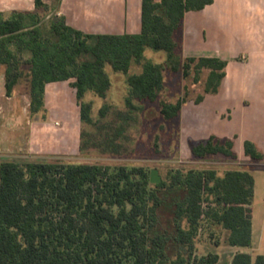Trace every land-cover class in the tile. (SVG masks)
<instances>
[{"label": "trees", "instance_id": "1", "mask_svg": "<svg viewBox=\"0 0 264 264\" xmlns=\"http://www.w3.org/2000/svg\"><path fill=\"white\" fill-rule=\"evenodd\" d=\"M213 2L143 0L142 30L134 35L77 30L64 17L49 13L43 0H35V12H13L9 17L0 13V64L6 66L7 94L26 78L36 115L45 112L47 84L76 79L81 120L91 124V106L83 99L89 90L105 97L111 87L105 66L128 75L132 61H142L150 47L166 51L171 70L181 71L186 80L194 75L197 83L202 72H208L204 93L195 100L199 103L219 91L227 61L183 58L175 35L186 12ZM127 83L128 109L137 108L134 100L155 102L164 89L163 66L145 61L142 72L130 75ZM187 102L165 103L161 114L166 120L179 118ZM190 150L196 159L222 155L237 160L234 139L190 141ZM245 154L253 162L264 160V153L250 141L245 142ZM152 184L148 171L126 165L3 160L0 264H217L216 253L193 254L205 222L228 231L226 244L251 246L255 179L249 170L220 174L215 169H189L171 174L169 183ZM173 190L183 195L170 202L160 197L161 191ZM166 203L173 208L172 227L161 225L160 209ZM231 264H264V255L238 253Z\"/></svg>", "mask_w": 264, "mask_h": 264}, {"label": "crops", "instance_id": "2", "mask_svg": "<svg viewBox=\"0 0 264 264\" xmlns=\"http://www.w3.org/2000/svg\"><path fill=\"white\" fill-rule=\"evenodd\" d=\"M43 2L49 13L88 34L134 35L142 30L143 0H61L56 10V0ZM35 11V0H0V13L5 17ZM178 40L183 58L227 61L219 91L206 94L199 103L189 100L182 107L179 118L189 150L190 141L211 136L234 139L237 161L253 162L245 154L246 141L264 153V0H214L203 10L188 11ZM29 92L25 78L9 96L6 66L0 64V164L5 159L79 155L83 123L73 81L46 85L44 113L32 114ZM67 94L76 105L66 100ZM246 165L238 169L250 170V163ZM231 247L227 264L238 253L264 255L248 250L253 237L249 247Z\"/></svg>", "mask_w": 264, "mask_h": 264}, {"label": "rangeland", "instance_id": "3", "mask_svg": "<svg viewBox=\"0 0 264 264\" xmlns=\"http://www.w3.org/2000/svg\"><path fill=\"white\" fill-rule=\"evenodd\" d=\"M179 33L175 35L176 42L179 41ZM145 61L163 66L164 89L155 102L134 100L137 108L130 110L126 107L129 94L127 79L130 75L140 74ZM105 71L111 81V87L105 97L89 90L83 99V103L91 106L92 123L82 124L81 132L84 135L81 136V144H86L79 155L43 156L17 161L60 159L64 162L111 167L126 165L145 169L150 176L152 170H157L161 181L168 183L170 175L177 171L186 173L189 169H215L221 174L228 169L247 168L246 163H250L249 171L255 179V186L252 198L253 247L248 250L255 254H264V162H239L222 155L196 159L191 156L189 138L182 133L180 118L166 120L161 114L162 105L165 103H176L182 99L196 100L202 95L208 72L203 71L197 83L194 81V75L186 80L181 71L171 70L166 51L150 47L146 48L142 61H132L128 75L116 72L109 64L105 66ZM70 80L76 82V79ZM66 100L74 101L76 105V100H71L69 94ZM104 109L106 114L102 115ZM182 195V190L160 192V197L166 202L179 199ZM166 205L167 203L160 209L161 225L165 227L169 224L167 227H172L173 208ZM227 236L228 231L221 227L209 222L202 223L194 243L193 254L203 256L216 253L220 256L217 264H227L233 249L226 244ZM185 249V253L189 254V247Z\"/></svg>", "mask_w": 264, "mask_h": 264}, {"label": "water", "instance_id": "4", "mask_svg": "<svg viewBox=\"0 0 264 264\" xmlns=\"http://www.w3.org/2000/svg\"><path fill=\"white\" fill-rule=\"evenodd\" d=\"M150 180H151V183H153V184H159L161 182V178H160L157 170L151 171Z\"/></svg>", "mask_w": 264, "mask_h": 264}]
</instances>
